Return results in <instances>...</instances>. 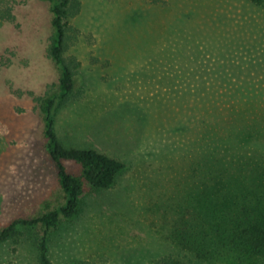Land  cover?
Masks as SVG:
<instances>
[{"label":"rangeland","instance_id":"1","mask_svg":"<svg viewBox=\"0 0 264 264\" xmlns=\"http://www.w3.org/2000/svg\"><path fill=\"white\" fill-rule=\"evenodd\" d=\"M70 7L65 56L78 87L58 113V134L127 167L110 188L86 183L79 214L49 231L55 264H253L228 239L213 245L216 257L197 260L178 232L199 230L216 206L234 210L221 198L204 207L195 198L216 182L199 168L208 152L227 165L226 183L240 169L238 179L253 186L261 168L253 160L264 161V4L72 0ZM50 10L48 0H0V231L66 200L40 107L60 82ZM45 232L22 226L0 243V264H40Z\"/></svg>","mask_w":264,"mask_h":264},{"label":"trees","instance_id":"2","mask_svg":"<svg viewBox=\"0 0 264 264\" xmlns=\"http://www.w3.org/2000/svg\"><path fill=\"white\" fill-rule=\"evenodd\" d=\"M53 13V40L51 56L60 70V82L57 88L47 92L40 99V107L45 121L46 148L58 167L59 181L65 192V202L54 209L33 217H21L10 222L0 231V243L20 232V228L42 225L45 235L38 243L40 264H55L50 256L49 231L60 226L63 219H73L81 211L86 183L98 189L112 187L118 175L127 167V162L95 147L66 144L58 134V113L67 99L78 87V79L72 65L67 61L65 49L68 37V17L72 0H48ZM264 4V0H250ZM213 152V151H212ZM212 152L204 156L205 162H199L205 176L216 178L211 187H204L195 197L204 207L210 200L223 199L233 205L225 215L217 206L214 213L202 216L201 228L188 234L179 231L178 235L186 240L191 253L202 262L217 256L213 245L219 240H229L232 249L245 259L256 260L253 264H264V161L253 160L256 170L255 184L249 186L238 179L240 169L233 171V180L224 181L227 165L213 160ZM224 159V158H223ZM75 161L82 165L81 174L70 172L66 161ZM240 168V167H237ZM235 172V173H234ZM214 186V187H213ZM234 211V212H233ZM227 222V223H226ZM186 232V233H185ZM188 264H197L192 260Z\"/></svg>","mask_w":264,"mask_h":264}]
</instances>
